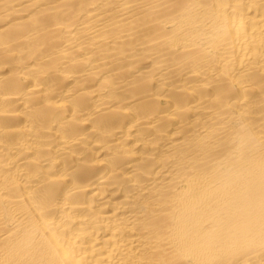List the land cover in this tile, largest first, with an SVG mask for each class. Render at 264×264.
<instances>
[{
  "label": "bare ground",
  "instance_id": "1",
  "mask_svg": "<svg viewBox=\"0 0 264 264\" xmlns=\"http://www.w3.org/2000/svg\"><path fill=\"white\" fill-rule=\"evenodd\" d=\"M0 264H264V0H0Z\"/></svg>",
  "mask_w": 264,
  "mask_h": 264
}]
</instances>
